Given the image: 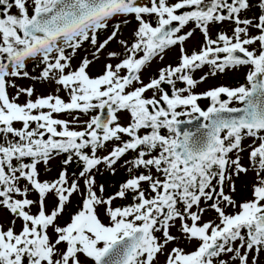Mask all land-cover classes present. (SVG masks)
<instances>
[{"label":"snow or ice","instance_id":"1","mask_svg":"<svg viewBox=\"0 0 264 264\" xmlns=\"http://www.w3.org/2000/svg\"><path fill=\"white\" fill-rule=\"evenodd\" d=\"M250 6V0H0V209L13 216L7 229L0 225V264H157L160 255L165 264H259L264 253V0H258L257 17L242 19ZM129 17L136 27L126 39L122 27L132 23ZM224 21L234 24L232 34L222 31L211 38L210 25ZM190 23L194 27L184 31ZM197 29L204 42L189 54L183 45ZM113 42L119 50H109ZM85 43L88 54L73 66ZM177 45L179 63L158 69L145 83L142 71ZM102 56L103 70L93 77L89 68ZM29 62L40 69L37 74L26 70ZM204 66L209 72L194 79ZM239 67L248 68L239 86L193 91L208 76ZM23 78L34 83L20 87L15 80ZM177 82L185 86L177 88ZM36 83L64 90L68 102L58 94L32 99ZM164 84L171 86V95ZM10 87L16 89L11 98ZM150 90L153 95L146 97ZM21 95L28 98L23 104L16 102ZM201 99L209 100L206 109ZM97 110L100 114L90 115L77 130L79 116L73 113L88 116ZM121 112L129 114L126 126L119 123ZM61 113L72 119L55 118ZM17 122L22 127H15ZM249 138L256 182L253 198L237 203L233 177L250 170L240 156L242 141ZM109 143L111 150L98 154ZM129 152L135 153L123 162L129 178L105 196L95 174L103 165L115 175ZM60 155L66 158L58 176L41 180L38 165ZM74 159L81 170L70 180L67 165ZM30 193L37 198L29 199ZM129 193L132 203L113 206ZM74 195L81 199L70 222L58 224ZM202 200L211 203L201 207ZM208 208L217 215L204 221ZM181 240L195 241V249L185 252ZM169 244L175 246L166 251Z\"/></svg>","mask_w":264,"mask_h":264},{"label":"rangeland","instance_id":"2","mask_svg":"<svg viewBox=\"0 0 264 264\" xmlns=\"http://www.w3.org/2000/svg\"><path fill=\"white\" fill-rule=\"evenodd\" d=\"M175 2H177V0H169V3H175ZM250 5L251 6H250L249 10L241 13L242 19L243 18L257 17L260 14V10L258 8V0H250ZM11 11H12V13H16L17 10L14 7ZM129 19L132 20V23H130L126 27H122L123 37L126 39L131 37V34H132L134 28L136 27V21L134 20V18L129 17ZM146 19H150V18L146 17ZM193 27H194V25L192 23H190L184 29V31H187ZM233 28H234V24L229 22V21H224L223 23H214V24L210 25L209 34H210L211 38L216 39L217 34L219 32H222V31L227 32L229 35H231ZM108 34H109L108 32L101 34L99 39L103 40ZM250 34L256 35L257 32L255 29H250ZM203 42H204V36L201 33V31L197 29L194 32L193 36L185 42L183 47H185L190 54L193 50L198 51L200 49V46L203 44ZM180 47H181L180 45H177V46L172 47L169 50H167V52L164 54V57L162 60L159 58L154 59L151 62L150 66H147L141 73V78L144 80V82L147 83L149 81L150 76L158 75V69L163 68L167 65H173V66L177 65L179 63V49H180ZM250 47H256V45H253ZM88 48H89V45L87 43H85L83 49L79 50L77 55L74 57V59L72 61L73 66L78 65L80 63L81 58L88 54V52L86 51ZM113 49L119 50L118 45L115 42H113L112 44L109 45V50H113ZM111 62L116 63L115 60H113ZM104 63H105V60L102 56L99 61L95 62L94 64H92L90 66V68H89L90 75L95 77V76L101 74V72L103 70V64ZM26 70L29 71V73L32 75H35L40 71V69L35 68L34 64L31 62H29L27 64ZM247 71H248L247 67H239L238 69L226 70L224 73H217L215 76L210 75L202 83H199L193 89V91L195 93H203L209 89L219 87V86H226V87L239 86L241 83L245 82V76H246ZM208 72H209L208 66H204L203 68L198 69L193 73V78L198 80L201 76H203L205 73H208ZM15 83L20 87H28V86L32 85L34 82L30 79L23 78V79H16ZM184 86L185 85L182 82H177V85H176L177 88H183ZM35 89H36V91H35V94L32 97V99H35L36 96H46L48 94H58L66 102H68V100H69V97L64 90L61 89L58 92H56V90H55L56 86L55 85H48V84L42 85V84L36 83ZM8 92H9V96L11 98V97L15 96L16 89L10 87V88H8ZM152 95H153V93L151 90L149 92L145 93L146 97H151ZM27 99L28 98L25 95H21L16 102L23 104L26 102ZM198 103L201 105V107H203L205 109L208 106V100H206V99L198 101ZM99 113H100L99 110H97L96 112L90 113L88 116L83 115L79 112L73 113V115L79 116V121L75 125L77 130H79L80 126L83 125V122L85 120L89 119L90 115H98ZM54 116H55V118L64 119V120H71L72 119V116L68 115L67 113L54 114ZM118 116H119V123L121 125L126 126L129 123L130 118H129V114L127 112L118 113ZM188 118L189 117H187L185 119H188ZM14 126L17 128H20V127H22V124L17 122L14 124ZM33 127H35L34 124H33ZM144 131L145 130H142L141 134H143ZM124 139H128V137L125 136ZM252 142L253 141L250 138L244 139L242 141V146L245 148V151L240 153L241 163L244 166L249 167V168H250L249 152L251 151V149L248 148L247 146L249 144H252ZM256 143L258 145L259 141H257ZM111 148H112V143H109L107 145L106 150L104 152H101L98 154H101V155L106 154V152L111 150ZM229 155L233 156V158H234V154L230 153ZM134 156H135V153L129 152L124 158H122V160L116 165L115 175H112L111 172L108 169H106L103 165L100 166V172L95 174L96 175V183H97V185H100V184L104 185V187H105L104 195L105 196L115 193L118 190L120 183H122L124 180L129 178V174L127 173L126 166L124 165L123 162H124V160H128ZM64 159H65V157L63 155H60V156H55L53 159H51L47 165H45L44 163L39 164L38 165V171L40 173L41 180H52V179L56 178L58 176L59 172L61 171V169L64 167V165H63ZM67 170L69 173V179L71 180L73 173L78 175L81 168L78 164H76L75 160H73L72 163L67 165ZM141 171H143V169H141ZM233 179L235 180L236 191L234 193H232V196L237 201V203L251 200L253 198L252 186L256 182V173L253 170H251V168H250L249 172L246 175L241 174L239 176V178L233 177ZM214 183H215V181H214ZM80 184H81V188H83V180L80 181ZM143 187L147 188V184H144ZM225 192L226 193L229 192V188L227 186V183L225 184ZM28 198L29 199H36L37 197H36L35 193H30ZM80 199L81 198L79 196H76V195H74L72 197V203L67 206L64 214L60 218H58V220H57L58 224L65 225L66 223L70 222V214L74 213L76 211V206L80 203ZM53 202H54V199L52 197H49V199L47 200L48 206L51 207L53 205ZM132 202H133L132 201V194L129 193L127 198H125V199H116L113 202V206L114 207L125 206V205L132 203ZM210 203H211V201L207 202V204H210ZM207 204L202 200L201 207L207 208ZM31 210L33 213H35L37 211L36 206H33ZM226 211L228 213H232L234 210L232 208H228V209H226ZM98 214H99V217L102 220V222L107 224L108 223V217L104 214L103 207H100L98 209ZM216 215L217 214L215 213L214 210L208 208L203 214V220L208 221V220L215 219ZM12 220H13V216L7 210L0 209V225H3V227L5 229H7L10 226V222ZM218 222L219 221H217V223ZM176 223H177V227H178L179 221H177ZM21 226H22L21 221L19 219H16L15 230L17 232L20 231ZM171 231L173 234L178 235L177 228H173ZM49 233L51 234V229L49 230ZM157 235L159 236L160 233H157ZM237 244H239V241H237ZM174 246L175 245H173V244H169L166 251L170 250ZM179 246L182 247L185 250V252H191L195 249L196 242L195 241L188 242L185 240H181ZM223 258L228 259V256H224ZM157 264H165V256L164 255H160L158 257ZM259 264H264V253L260 254Z\"/></svg>","mask_w":264,"mask_h":264},{"label":"trees","instance_id":"3","mask_svg":"<svg viewBox=\"0 0 264 264\" xmlns=\"http://www.w3.org/2000/svg\"><path fill=\"white\" fill-rule=\"evenodd\" d=\"M181 11H183V10H181ZM163 87H164V89L166 90V91H168L169 92V94L171 95V86H169V85H167V84H164L163 85ZM201 100H205V99H201ZM201 100H199V101H201ZM206 100H208V99H206ZM209 100H208V105H209ZM203 108V107H202ZM185 118H187V117H182V119H185ZM65 158H66V155H63ZM75 160V159H74ZM27 162V161H26ZM76 162V164H78V162L77 161H75ZM14 163H15V161H14ZM79 165V164H78Z\"/></svg>","mask_w":264,"mask_h":264},{"label":"water","instance_id":"4","mask_svg":"<svg viewBox=\"0 0 264 264\" xmlns=\"http://www.w3.org/2000/svg\"><path fill=\"white\" fill-rule=\"evenodd\" d=\"M106 112H107V109H105V113H106ZM99 114H100V113H99ZM99 114H98V115H99ZM188 119H189V118H188ZM184 120H187V119H184ZM181 127H182V128H185V127H192V125H182Z\"/></svg>","mask_w":264,"mask_h":264}]
</instances>
